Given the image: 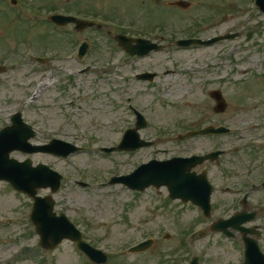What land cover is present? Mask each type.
<instances>
[{
  "label": "rangeland",
  "instance_id": "374dc122",
  "mask_svg": "<svg viewBox=\"0 0 264 264\" xmlns=\"http://www.w3.org/2000/svg\"><path fill=\"white\" fill-rule=\"evenodd\" d=\"M17 1L25 19L11 13L6 2L0 3V68H6L0 70V129L19 111L38 132L33 144L57 138L82 148L68 159L11 154L19 161L30 158L34 165L46 164L64 176L54 196L57 214H66L87 242L103 250L107 264H188L196 255L200 264H243L242 245L210 230L212 221L230 216L235 207L228 206L221 193L216 194L208 219L193 205L170 200L165 188L139 193L107 182L153 158L203 155L219 147L207 138L176 141L178 135L199 129L196 122L205 108L210 116L205 122L232 116L235 134L226 139L228 146L243 144L240 134L258 127V115H264V15L254 0H188L192 6L187 10L170 7L173 0ZM67 13L88 17L100 28L75 34L73 28L58 30L48 23L51 15ZM119 33L164 36L162 43L173 46L146 59V69L161 74L150 94L148 86L125 82L133 73L118 70L120 63L132 59L116 44L114 36ZM226 34L235 38L203 47L206 50L175 47L178 39ZM84 41L90 42L91 50L79 60L77 50ZM31 56L46 57L48 62L41 65ZM87 67L91 72L81 75ZM106 71L110 73L96 75ZM74 73L77 77H71ZM211 91L223 94L225 114L210 112L216 106ZM132 94L135 105L146 108L149 117L150 129L142 130L141 138L156 144L136 155H105L99 149L116 145L134 125L128 109ZM242 107L251 109L238 115ZM50 194L49 189L39 190L41 196ZM31 209V199L0 183V241H5L0 243V264H94L68 241L55 250L42 249L29 218ZM9 218L13 220L5 223ZM201 229L207 232L204 238L198 233ZM240 235L235 232L239 241ZM149 238L155 244L145 253H130V247Z\"/></svg>",
  "mask_w": 264,
  "mask_h": 264
},
{
  "label": "water",
  "instance_id": "95a60500",
  "mask_svg": "<svg viewBox=\"0 0 264 264\" xmlns=\"http://www.w3.org/2000/svg\"><path fill=\"white\" fill-rule=\"evenodd\" d=\"M256 4L264 13V0H256ZM175 5L184 9L190 7V3L184 1H179L175 3ZM52 21L59 25L75 23L77 30H84L93 26L92 23L79 21L72 17L55 16L52 17ZM234 38V35H227L206 42L201 40L181 41L179 45L184 47L193 44L211 45L223 39ZM117 40L132 56L136 54L139 56L148 55L151 51L159 50L161 48L142 40L138 41V45H132L130 40L124 36H119ZM144 43L146 45H144ZM87 51L88 45L85 43L81 48L80 57H83ZM149 76H152V78L154 77L150 74H146L143 77L147 78ZM214 97L221 102V96L219 93H214ZM12 121V127L0 132V180L11 182L15 189L25 192L34 198L35 203L31 219L41 236L42 246L45 248H55L64 239H70L76 242L79 249L91 257L93 261L99 264L105 263L107 259L106 256L102 252L97 251L86 244L82 240V234L65 215L57 217L56 213H54L55 200L51 196L45 198L36 196L37 188L50 187L52 192L56 193L60 189L62 176L44 165L35 168L32 167L31 160L20 163L9 158L10 153L16 150L30 154L43 152L67 157L70 154L76 153L78 149L71 144L57 140H54L49 145L45 146H32L29 144V140L34 138L36 133L32 130L30 125L23 121L21 113L15 115ZM140 127L142 126H139V128ZM204 132L209 133L211 130H206ZM216 132L221 131L218 130ZM192 135L193 134H189L188 136ZM138 140L139 138L136 131L130 130L126 133L122 144L118 148L104 149V151H132L149 145L148 143L138 144ZM203 159L206 158H175L165 162L152 161L149 164L141 166L135 173L129 176L113 179L112 183H123L133 190L140 191H144L151 185H154L157 188L167 186L172 199L180 198L185 202L192 201L208 213L210 210L211 188L205 178L198 183L195 177L189 173V170L199 163V161H203ZM213 229L220 231L225 228L222 224L218 223L214 225ZM252 244L253 243H247V264H259V250L257 246H255L256 244H254V246ZM149 246L150 244L146 242L132 249V251H144ZM262 260L264 264L263 255L260 257V262ZM192 264H198L197 259L194 260ZM260 264H262V262Z\"/></svg>",
  "mask_w": 264,
  "mask_h": 264
},
{
  "label": "flooded vegetation",
  "instance_id": "af4514ba",
  "mask_svg": "<svg viewBox=\"0 0 264 264\" xmlns=\"http://www.w3.org/2000/svg\"><path fill=\"white\" fill-rule=\"evenodd\" d=\"M160 39L164 41L162 37H160ZM148 61L149 60L133 58L129 61L132 64L128 65L127 71L133 73V79H129L130 84L136 83L148 86L146 87V93L150 94L149 88L152 83L139 81L137 79L140 73L151 71L150 69H146ZM132 96L136 98L135 95L132 94ZM146 111L147 109L144 108L142 112L146 115ZM211 111L215 112V108L212 109L211 107L210 112ZM207 113L209 112H207L205 108L202 115L203 118L200 117L196 122L198 127H204L206 125L228 126L232 122V118L229 115L224 116L222 121L220 119L219 121L211 120L205 122V120L210 119ZM225 113L226 111L217 114L223 115ZM262 126L263 125L259 124V132L247 133V136L253 139L250 142H245L235 153L229 152L230 147H228L226 143L220 142V146L211 150V152L220 151L222 154L217 160L209 161L205 163L203 167L197 168L199 169L197 172L200 173L202 170L207 171L209 180L214 187L212 201L217 198L216 194L221 193L223 196V198L220 196L221 199L225 200L228 206L235 205L232 215L239 211H247V215H255L254 219L245 223L244 227L249 232L247 237L256 239L259 248L264 252V248H262L264 242V134L260 133L263 131ZM243 137L248 138L246 136ZM216 138V136H211L210 140L216 142ZM213 146L215 145L213 144ZM225 205L226 203H224V206ZM230 216L221 217L216 220L228 219ZM238 233L241 235L237 237L240 238L242 242H240L236 236L232 240H237L244 250V235L242 232Z\"/></svg>",
  "mask_w": 264,
  "mask_h": 264
}]
</instances>
